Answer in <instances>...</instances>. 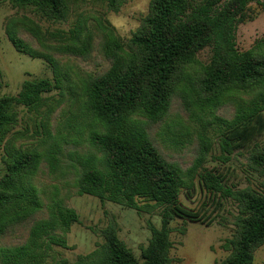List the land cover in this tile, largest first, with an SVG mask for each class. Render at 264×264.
<instances>
[{
	"label": "trees",
	"instance_id": "trees-1",
	"mask_svg": "<svg viewBox=\"0 0 264 264\" xmlns=\"http://www.w3.org/2000/svg\"><path fill=\"white\" fill-rule=\"evenodd\" d=\"M129 1L0 0V4L31 7L49 21L65 22L73 11L86 6L119 13ZM258 1L152 0L149 13L127 43L97 19L94 31L85 22L68 37L58 34L65 42L55 51L32 22L20 23L42 51L22 39L17 28L7 29L15 49L46 61L55 80H29L18 96H1L0 79V149L5 151L7 167L0 179V264H47L53 246L65 247V236L80 221L63 200L44 202L35 183L43 161L56 170L57 158L50 152L17 148L20 137L10 135L18 125V107L45 118L54 112L46 95L63 87L54 52L88 61L96 46L110 67L78 86L85 110L96 123L89 141L98 155L76 176L77 194L138 211L161 210L162 225L157 228L149 223L151 238L142 248L141 261L120 239L118 226L111 220L101 231L104 243L96 252L73 263L60 259L54 264H176L171 257L170 225L175 219H201L180 201L183 190L191 199L197 182L211 195L233 200L238 209L235 233L225 245L229 255L216 264H254L256 251L264 245V145H255L247 158L249 168L261 178L260 189L234 191L213 170L204 168L212 143L203 133H197L200 143L194 164L184 169L159 148L150 129L173 112L184 111L192 122L201 123L202 130L212 119L221 121L236 138L264 136V39L244 53L236 45L237 27L247 20L250 5ZM208 49L212 56L205 64L199 55ZM228 103L236 107L232 119L219 118L216 111ZM220 147L223 155H232L235 148L226 136ZM138 199L154 205L141 207ZM26 235L22 242L3 241L6 236Z\"/></svg>",
	"mask_w": 264,
	"mask_h": 264
},
{
	"label": "rangeland",
	"instance_id": "rangeland-1",
	"mask_svg": "<svg viewBox=\"0 0 264 264\" xmlns=\"http://www.w3.org/2000/svg\"><path fill=\"white\" fill-rule=\"evenodd\" d=\"M151 2L152 0H130L119 13L107 12L102 7L90 5L80 11H73L65 22L49 21L31 7L21 9L9 2L0 4L1 96H18L23 84L29 80H55L53 70L46 61L33 59L15 49L7 34L9 27L17 28L19 36L39 51L42 48L37 39L24 30L20 22H32L41 29L46 35L47 46L54 51L65 42L57 37L58 34L68 37L70 31L85 25V22L86 28L94 31L97 27L96 19L109 24L121 42L127 43L149 13ZM263 39L264 0H259L250 5L247 20L237 27V49L241 53L247 52ZM98 48L96 46L88 61L54 52L63 74L62 89L46 95L51 97L48 104L55 107L54 112L45 118L40 113L28 112L24 107H18V125L10 135L20 137L17 148L39 150L43 154L50 152L57 158L56 170L49 167L47 160L43 161L35 183L43 193L44 202L49 203L59 198L64 201L65 206L75 210L80 218L79 223L74 224L65 236L66 246H53L47 264H54L60 259L73 263L80 257L96 252L104 243L101 231L111 220L118 226L120 239L141 261L142 248L148 246L151 238L149 223L157 228L162 225L161 210L154 211L149 207L138 211L77 194L76 176L95 154L98 155L89 141L92 131L97 128L96 123L85 110V98L78 88L83 80L110 67ZM211 56L212 51L208 49L200 53L199 59L208 64ZM235 109L233 103H228L219 108L216 115L231 120ZM198 132L203 133L212 143L211 156L204 164L205 169L213 170L223 179L224 185L234 191L260 189L261 178L249 168L247 158L255 145H264V136L236 138L221 121L212 119L206 129L202 130L201 123L198 120L192 122L184 111L173 112L166 120L150 129L159 148L184 169L190 168L197 158L200 143ZM223 136L233 140L235 148L232 155L222 153L220 141ZM4 157L5 151L0 149V179L7 168ZM180 201L186 208L198 213L201 219L197 222L184 219L171 222V240L174 244L171 257L176 260V264H216L224 260L229 255L225 245L235 233L234 220L238 214L236 203L231 199L211 195L198 182L191 199L187 198L183 190ZM138 204L141 207L154 205L144 199H138ZM26 237L27 235L6 236L3 241L22 242ZM254 264H264V245L256 251Z\"/></svg>",
	"mask_w": 264,
	"mask_h": 264
}]
</instances>
